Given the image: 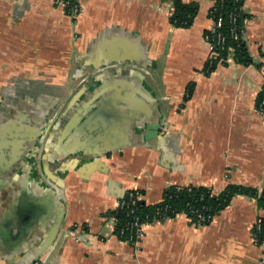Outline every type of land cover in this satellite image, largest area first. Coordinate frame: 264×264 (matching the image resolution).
Here are the masks:
<instances>
[{
	"label": "crops",
	"instance_id": "0c3cea01",
	"mask_svg": "<svg viewBox=\"0 0 264 264\" xmlns=\"http://www.w3.org/2000/svg\"><path fill=\"white\" fill-rule=\"evenodd\" d=\"M182 1L198 4L186 29L171 0H84L75 20L53 0H0V264H264L249 196L207 226L150 225L139 251L111 225L133 189L155 205L169 186L264 187V0L241 8L253 64L230 55L209 76L214 1Z\"/></svg>",
	"mask_w": 264,
	"mask_h": 264
},
{
	"label": "trees",
	"instance_id": "16d2710c",
	"mask_svg": "<svg viewBox=\"0 0 264 264\" xmlns=\"http://www.w3.org/2000/svg\"><path fill=\"white\" fill-rule=\"evenodd\" d=\"M53 1L56 2V0ZM62 1L69 2V5H65V7L60 5L63 8L64 14L69 15L74 0ZM171 2L173 5V13L169 18L170 24L176 28L186 29L191 27L198 13V4L195 2L184 3L182 0H171ZM242 4L243 0H224L222 3L217 0L215 2L217 11L213 12L212 8L209 10V17L211 19H215L219 13L222 14L224 22L221 32L223 34L227 35L230 31L228 15L231 12H236L238 15V28L243 30L241 24V20L244 18L241 12ZM226 47V50L221 53L222 58L227 59L228 55H231L235 63L243 67H248L253 64V59L249 54L243 38L238 41L228 38ZM221 66H225V62ZM217 67L218 65H214L209 68L205 64L202 72L205 76H209ZM185 91L186 93L183 97L184 103L191 98L194 91V83H189ZM181 108H183V105L179 109ZM239 195L249 196L254 199L257 208L264 212V187L261 192H258L251 188L230 184L219 193H214L212 189L204 186H169L164 190L161 202L155 205H145L141 202L138 205L137 215L141 219L147 216L150 220L156 218L160 222L184 215L190 220L189 222L192 225L207 226L215 216L229 206L234 197ZM110 214L118 219L119 224L127 220L124 211L115 210ZM199 217L204 218V221L198 222ZM255 240L258 246L264 244V216H262L260 230L255 234Z\"/></svg>",
	"mask_w": 264,
	"mask_h": 264
},
{
	"label": "built area",
	"instance_id": "2783aa9c",
	"mask_svg": "<svg viewBox=\"0 0 264 264\" xmlns=\"http://www.w3.org/2000/svg\"><path fill=\"white\" fill-rule=\"evenodd\" d=\"M84 0H74V4L71 6L70 14L68 15L72 20H75L80 12L81 4ZM214 4L212 5V11H217L215 6V2L217 0H213ZM221 3L224 0H218ZM56 4L65 7V5H69V2H63L62 0H56ZM211 10V9H210ZM230 31L229 33L223 34L221 32V28L223 26L224 18L222 14H218L215 19L212 20V27L204 33V41L207 45V59L206 64L209 68L214 65L221 66L222 63H226L230 55H228L227 59L221 57V53L226 50L227 39L231 38L235 41H238L243 38V30L238 28V15L236 12H231L228 15ZM264 76V72H263ZM256 112L264 121V83L258 93L257 101H256ZM142 202L141 193L138 190H130L125 194V197L121 198L117 202L116 211H124L126 213L127 220L119 224L118 219L115 216H111V225L116 232L118 238L130 245L134 251H139L140 244L143 238L145 237V228L153 225L155 223H159L160 221L156 218H152L151 220L146 216L144 219H141L137 215L138 205ZM262 211V210H260ZM263 212V211H262ZM186 217V216H185ZM189 220V219H188ZM262 216H258L254 222L252 227V238L254 242L255 234H257L260 230ZM190 221V220H189ZM204 221V218L199 217L198 222ZM200 227V226H197ZM75 233L80 232L82 230L80 227H75ZM264 255V253H263ZM34 264H40L36 262Z\"/></svg>",
	"mask_w": 264,
	"mask_h": 264
},
{
	"label": "water",
	"instance_id": "95a60500",
	"mask_svg": "<svg viewBox=\"0 0 264 264\" xmlns=\"http://www.w3.org/2000/svg\"><path fill=\"white\" fill-rule=\"evenodd\" d=\"M163 127L156 124V123H147L145 125V139L146 140H151L154 139L158 136L159 131L162 129ZM31 215L29 216V220L31 222H34L37 217L40 214V208L38 206H34L33 208H31L30 210Z\"/></svg>",
	"mask_w": 264,
	"mask_h": 264
},
{
	"label": "rangeland",
	"instance_id": "374dc122",
	"mask_svg": "<svg viewBox=\"0 0 264 264\" xmlns=\"http://www.w3.org/2000/svg\"><path fill=\"white\" fill-rule=\"evenodd\" d=\"M184 216V215H183Z\"/></svg>",
	"mask_w": 264,
	"mask_h": 264
}]
</instances>
